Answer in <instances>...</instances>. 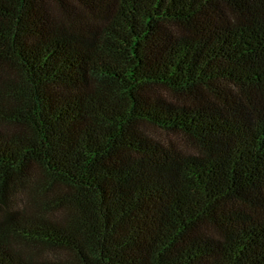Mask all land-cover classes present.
I'll list each match as a JSON object with an SVG mask.
<instances>
[{
  "label": "trees",
  "instance_id": "obj_1",
  "mask_svg": "<svg viewBox=\"0 0 264 264\" xmlns=\"http://www.w3.org/2000/svg\"><path fill=\"white\" fill-rule=\"evenodd\" d=\"M0 264H264V0H0Z\"/></svg>",
  "mask_w": 264,
  "mask_h": 264
},
{
  "label": "rangeland",
  "instance_id": "obj_2",
  "mask_svg": "<svg viewBox=\"0 0 264 264\" xmlns=\"http://www.w3.org/2000/svg\"><path fill=\"white\" fill-rule=\"evenodd\" d=\"M146 131L148 132V134H150L151 136L163 140V141H173L181 146H187V144L189 143L188 141H186V139H180L179 137H177L174 134L171 133H167L164 131H161L160 129H156L153 127H147ZM49 253V252H47Z\"/></svg>",
  "mask_w": 264,
  "mask_h": 264
}]
</instances>
